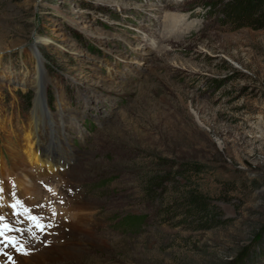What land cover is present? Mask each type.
<instances>
[{
	"label": "rangeland",
	"instance_id": "374dc122",
	"mask_svg": "<svg viewBox=\"0 0 264 264\" xmlns=\"http://www.w3.org/2000/svg\"><path fill=\"white\" fill-rule=\"evenodd\" d=\"M208 1L0 0V180L5 196L30 131L65 156L68 182L41 178L32 195L46 221L85 201L68 238L83 254L65 264H264V27L223 22ZM171 21L190 31L171 37ZM38 99L51 128L32 120ZM182 162L202 167L189 182L208 196L205 229L164 211L171 180L145 196Z\"/></svg>",
	"mask_w": 264,
	"mask_h": 264
},
{
	"label": "bare ground",
	"instance_id": "6f19581e",
	"mask_svg": "<svg viewBox=\"0 0 264 264\" xmlns=\"http://www.w3.org/2000/svg\"><path fill=\"white\" fill-rule=\"evenodd\" d=\"M176 27L179 28L177 30V34H172L176 31L175 30ZM168 31L171 37L175 36L176 38L177 37L180 38L186 36L187 33L186 32L183 33V32L190 31V28L189 27L184 28V23H182L181 21L179 22L171 21L168 24ZM169 34L167 37H169ZM39 96L40 94L39 95L36 94L35 99L37 97L39 98ZM45 96H46V92L44 90V100H45ZM39 100L40 99L36 101L35 109L32 113V120H34L35 118L37 121H39L41 118L48 120V125H50L51 128L52 122L50 121V119L53 118L52 112L49 110L50 113L49 114L47 113L48 117L46 116V114H44L43 110L41 112L39 106L41 107L43 101L39 102ZM46 101H47V97H46ZM48 102L49 101H47V107L49 108ZM40 113H42L43 115L41 116L44 117H41ZM37 133L39 134L38 139L39 138L41 139L40 132L30 131L26 135L27 137L26 144L28 145L27 148L28 150L27 153L25 154H27V156L24 154L22 156L23 158L20 159L22 160V162H20L19 160L16 162L15 169L19 172L17 173V176L15 178H12V176L10 177V182H12L11 186L14 187H12V189H10V192L7 193V195H5V199L3 202L4 206L0 207V215L5 214L10 220H16V221L21 220L20 217H13L12 215L13 209L11 207L9 209L7 206L8 203L6 201V197L8 198V195H10L13 198V200L11 198L9 199L10 202L12 203L15 202L14 197L11 195L13 191H15L16 197H18L24 205L30 208L32 210V214H34L37 212V209L34 205V199L32 198V195L35 194L37 191H39L38 184H40L39 182L41 178L45 177L46 180L49 181V179L51 180L54 179L55 177L57 180H59L60 184L63 186L64 183L68 182V178H67L68 175L65 172L67 171L65 170L66 167L64 166V164H62L63 162L60 164L54 160V156L56 155V153L55 150H52V146H50L49 150L50 153L54 152L53 154L50 153L45 154L43 148L42 149L38 148L36 150V148L34 147L35 144H37L38 142V140L34 138V136L36 137ZM61 136L62 133L59 136V138H57L56 136H50V139L53 142L56 140V141H60L61 143L62 141ZM40 139L38 142L39 145H40ZM56 156H58L61 160L65 157V156L63 157V155L61 154ZM0 182H1V187L4 190H7L8 183L4 182L3 179H1ZM22 187L23 189L19 191L18 189ZM69 199L68 197L65 198L64 209L68 214H70L71 219L69 218L65 220H60L58 222H55L54 219L49 221H46L45 219L44 221H41L42 223L41 226H44L48 229L47 233L41 234L40 231H38L39 229L31 227V225L28 224L27 221L18 222L16 225L21 226L22 229L31 227V232H26L23 234H21L20 232H12L15 240L23 241V244L21 245L23 247L19 252L13 249L12 247H4L2 244H0V253L8 254V255H0V264H65L68 260H74L80 258L83 254V251L80 249V246H78L79 244L73 245V243L69 242L68 238L72 234L82 233V228L87 226L86 221L82 222L73 219V218H77L76 216L77 213L75 212L78 210H82L85 207L84 206L85 201H82L80 198L72 199L71 196H69ZM16 210L19 212L24 211L23 208H17ZM44 242L46 245L43 244ZM24 251H27L28 255H23L22 252ZM9 256L12 257L11 260L9 259Z\"/></svg>",
	"mask_w": 264,
	"mask_h": 264
},
{
	"label": "trees",
	"instance_id": "16d2710c",
	"mask_svg": "<svg viewBox=\"0 0 264 264\" xmlns=\"http://www.w3.org/2000/svg\"><path fill=\"white\" fill-rule=\"evenodd\" d=\"M207 4L221 14V21L234 27H264V0H210ZM179 166V170L170 173L148 176L145 182V196L149 201L159 198L165 193V190L161 192L163 183L171 180L173 195L169 196L165 204L162 200L164 211L170 215L173 211L179 214L181 212L184 221L199 222V228L205 229L212 225L206 221H215L211 215L213 211L208 196L189 182V178L201 172L202 167L194 162H182ZM176 175L184 176L189 183L178 185L177 181L175 182Z\"/></svg>",
	"mask_w": 264,
	"mask_h": 264
},
{
	"label": "snow or ice",
	"instance_id": "6c2138e0",
	"mask_svg": "<svg viewBox=\"0 0 264 264\" xmlns=\"http://www.w3.org/2000/svg\"><path fill=\"white\" fill-rule=\"evenodd\" d=\"M5 190L0 187V207L4 206V196ZM11 195L15 198V202L8 205L13 209L12 215L13 217H20V221L16 220H9L6 216L0 215V244H2L4 247H12L16 251H21V248L23 246L17 247L16 240L11 238L8 233L9 232H20L21 234L26 233V232H31V227L37 228L40 231H43V227L40 224V217L35 216L32 214V210L28 208L26 205H24L18 197H16L15 191L11 193ZM17 208H23L24 211L19 212L16 209ZM56 213L53 212V215ZM27 221L28 224L31 225L30 228H24L20 229L16 227V224L18 222H23ZM23 255H28L27 251L22 252ZM0 255H8L7 253H0ZM9 259L11 260L12 257L9 256Z\"/></svg>",
	"mask_w": 264,
	"mask_h": 264
}]
</instances>
